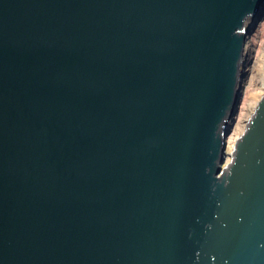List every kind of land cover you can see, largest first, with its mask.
I'll return each instance as SVG.
<instances>
[{
  "label": "water",
  "instance_id": "1",
  "mask_svg": "<svg viewBox=\"0 0 264 264\" xmlns=\"http://www.w3.org/2000/svg\"><path fill=\"white\" fill-rule=\"evenodd\" d=\"M263 3L0 0V264H264V97L216 177Z\"/></svg>",
  "mask_w": 264,
  "mask_h": 264
},
{
  "label": "rangeland",
  "instance_id": "2",
  "mask_svg": "<svg viewBox=\"0 0 264 264\" xmlns=\"http://www.w3.org/2000/svg\"><path fill=\"white\" fill-rule=\"evenodd\" d=\"M263 5L260 7L262 8ZM264 13V7L262 11L259 13ZM256 16V23L258 24L255 28L256 32H247L246 30L242 33V38L247 42V47L251 50L246 51V57H252L253 65L252 69L249 70L250 73L246 77V84L240 87L239 96H238V106L237 111L235 112V117L230 127L229 133L225 135L224 139V150H223V163L220 165L223 168L228 166L232 160V154L234 152L235 144L241 138V136L246 132L249 127V122L251 118L255 114V110L258 104L261 102V99L264 97V86L263 82V74H264V57L262 53H264V15L259 17L260 14ZM255 23V24H256ZM252 24V21H251ZM255 26V25H254ZM243 47V46H242ZM243 52V50H242ZM254 112V113H253ZM217 175L216 177L220 176Z\"/></svg>",
  "mask_w": 264,
  "mask_h": 264
},
{
  "label": "bare ground",
  "instance_id": "3",
  "mask_svg": "<svg viewBox=\"0 0 264 264\" xmlns=\"http://www.w3.org/2000/svg\"><path fill=\"white\" fill-rule=\"evenodd\" d=\"M263 5V4H262ZM261 5V6H262ZM260 6V7H261ZM258 8L257 9V11L255 12L256 14L248 21V23H247V26H246V28L244 29V30H246L247 32H256L255 31V28H256V26L258 25L255 21L257 20L256 19V16H257V14L259 13V11H262L263 10V7L262 8ZM251 21H252V24H251ZM254 23H256L255 24V26H254ZM258 27V26H257ZM243 52H242V56H241V59H242V69H240V70H238V72H237V76H236V86H235V88H234V92H235V89H236V87L238 88V85L240 84V87L242 88V86L243 85H245L246 84V77L249 75V73H250V71L249 70H251L252 68V65H253V59H252V57H249L248 56V58L246 57V51L248 50V51H250L251 49L249 48V47H247V42L245 41V39L243 38ZM247 51V52H248ZM262 55H263V57H264V53H262ZM263 68H264V63H263ZM246 76V77H245ZM263 76H264V74H263ZM243 84V85H242ZM262 85L264 86V78H263V82H262ZM240 89V88H239ZM236 100V99H235ZM239 100V99H238ZM236 104V102L233 104V106H232V108H231V111L229 112V109L230 108H228V110H227V120L225 121V124L223 123L222 125H223V127H222V129H221V131H220V133L222 134L223 132H225L226 131V129H228L229 128V126L231 127L232 126V123H233V120H234V117H235V112L237 111V106L238 105H235ZM254 113V112H253ZM220 134V135H221ZM220 138V137H219ZM227 168V166L225 167V168H223L222 169V167L220 166V173H221V175L220 176H218L217 178L218 179H222V178H224L225 176H226V172H227V170L228 169H226ZM220 173H218L217 175H219Z\"/></svg>",
  "mask_w": 264,
  "mask_h": 264
}]
</instances>
